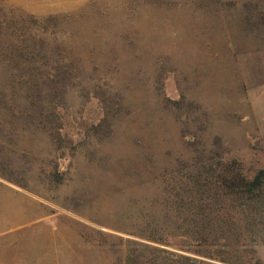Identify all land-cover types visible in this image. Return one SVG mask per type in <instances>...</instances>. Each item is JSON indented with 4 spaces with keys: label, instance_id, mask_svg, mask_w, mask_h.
<instances>
[{
    "label": "rangeland",
    "instance_id": "obj_1",
    "mask_svg": "<svg viewBox=\"0 0 264 264\" xmlns=\"http://www.w3.org/2000/svg\"><path fill=\"white\" fill-rule=\"evenodd\" d=\"M264 0H0V264H264Z\"/></svg>",
    "mask_w": 264,
    "mask_h": 264
},
{
    "label": "trees",
    "instance_id": "obj_2",
    "mask_svg": "<svg viewBox=\"0 0 264 264\" xmlns=\"http://www.w3.org/2000/svg\"><path fill=\"white\" fill-rule=\"evenodd\" d=\"M264 180V169H258L250 181H244L243 186L248 192L259 189Z\"/></svg>",
    "mask_w": 264,
    "mask_h": 264
}]
</instances>
